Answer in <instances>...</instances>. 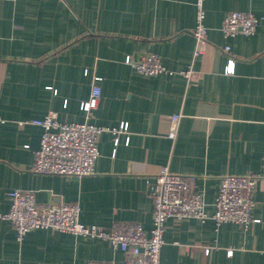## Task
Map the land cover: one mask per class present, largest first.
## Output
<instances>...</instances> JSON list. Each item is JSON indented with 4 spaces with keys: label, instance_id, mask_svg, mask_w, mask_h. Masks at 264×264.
I'll use <instances>...</instances> for the list:
<instances>
[{
    "label": "crops",
    "instance_id": "obj_1",
    "mask_svg": "<svg viewBox=\"0 0 264 264\" xmlns=\"http://www.w3.org/2000/svg\"><path fill=\"white\" fill-rule=\"evenodd\" d=\"M204 8L208 43L195 56L196 0H0V212L10 209V191L33 190L39 203H79L84 223L137 221L149 231V183L162 167L197 175L210 215L221 176L261 172L264 0H205ZM232 11L258 16L256 32L226 37L222 24ZM144 53L159 55L169 72L148 76L125 61ZM189 69L191 79L182 73ZM94 74L102 77V99L88 121L111 129L100 137L94 173L33 172L43 128L28 121L51 110L62 121H86L81 103ZM175 114L182 117L172 139ZM253 199L259 221L248 227L169 219L160 263L264 264V179ZM93 260L124 264L125 255L106 240L49 229L19 241L0 219V264Z\"/></svg>",
    "mask_w": 264,
    "mask_h": 264
},
{
    "label": "built area",
    "instance_id": "obj_2",
    "mask_svg": "<svg viewBox=\"0 0 264 264\" xmlns=\"http://www.w3.org/2000/svg\"><path fill=\"white\" fill-rule=\"evenodd\" d=\"M204 3L205 0H196L197 25L193 30L195 56L204 54L208 43ZM259 22L260 18L251 12L232 11L225 16L222 30L226 37H234L240 33L253 35ZM224 51L230 54V47L226 46ZM125 61L144 75L155 76L169 72L160 56L155 53H144L138 59L129 55ZM233 71L234 59L230 58L227 72ZM182 73L189 79L193 76L192 69ZM101 80L99 75H93L90 95L81 103L87 116L86 121H62L54 110L49 111L43 118L28 121L43 128L40 146L35 151L33 172L79 178L94 173L100 156V137L104 131L111 130L88 121L102 99ZM181 117L182 114L172 116V126L168 134L172 139L176 137V127ZM4 122V117L0 115V133ZM123 129H127L126 125L121 126V130ZM112 130L116 131L115 128ZM196 178L195 174L174 172L167 166L161 168L149 183V191L154 201L153 221L149 231L137 221L119 220L110 226L84 223L80 219L79 203L65 201L62 197L56 201L39 203L35 191L22 189L9 192L11 206L8 212H0V219L12 223L19 241L31 230L49 229L106 240L124 253V264H161L166 223L171 218L176 221L191 218L205 221L212 218L217 225L235 222L244 227L259 221L252 215L255 206L253 194L258 182L264 179V158L263 169L259 173L221 176L214 201L215 211L211 215L206 211L205 193L195 186ZM209 252L210 249L206 248L205 253ZM229 252L232 253L231 250ZM87 264L116 262L93 260Z\"/></svg>",
    "mask_w": 264,
    "mask_h": 264
}]
</instances>
